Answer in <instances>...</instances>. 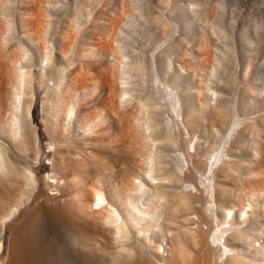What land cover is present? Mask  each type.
<instances>
[{
	"label": "bare ground",
	"instance_id": "bare-ground-1",
	"mask_svg": "<svg viewBox=\"0 0 264 264\" xmlns=\"http://www.w3.org/2000/svg\"><path fill=\"white\" fill-rule=\"evenodd\" d=\"M44 1L32 0L30 11L21 17L24 34L35 43L44 41L39 36L45 28L46 16L41 11ZM192 8L202 19L200 4L195 1ZM139 10L137 5L130 13L122 3L117 17H111L106 28L113 30L123 20L127 25L123 36L133 39L138 28L131 21L134 11ZM80 16L77 13L69 23V35L79 26ZM10 30V22L3 24L0 19V264H264V219L260 220L264 218V185L256 192L242 184L235 194L221 187L220 194L227 201L216 203L215 209L209 205L204 208L215 224L203 230L201 212L192 215L191 210L197 199L187 189L191 185L197 189L196 185L183 179L184 165L177 162L171 166L167 159L169 151L165 150L176 146V137L167 129L159 132L161 124L156 116L160 105L153 99L151 102L149 96L140 97V90L137 93L134 89L136 97L131 96L130 71H142L141 61H133L129 67L124 46L115 42L114 49L106 38L101 50L91 52V56L96 60L110 53L109 64L94 70L82 65L72 67L75 60L87 54L76 52L69 57L72 40L67 35L55 51L68 63H57L50 73L46 68L51 66L49 54L31 60L23 43L18 49L6 45ZM240 42L246 48L251 46L245 29ZM191 59L186 68L190 66L189 70L199 77L195 76L194 86L189 81L184 98L178 91L181 76L176 72L170 76L168 67L160 68L156 59L151 64L154 78L161 74L169 80L163 81V97L176 107L187 131H193L200 122L210 89L209 75L214 78L220 65L217 67L213 49L205 43L198 49L196 69H191ZM70 67L73 69L69 71ZM35 82L44 90L40 101L42 124L52 146L45 168L38 166L47 156L31 122ZM193 88L198 107L191 104ZM93 93L99 100L90 109ZM212 110V121L223 123L225 107L212 106ZM70 118L74 120L73 140L67 135ZM210 126L215 127L211 122ZM262 154L257 146L254 158ZM220 164L230 167L227 160L211 161L209 156L203 172L196 169V174L201 177L210 170L220 171ZM34 185L38 187L34 201L26 203ZM211 196L216 198V192ZM256 206L260 212L255 215ZM192 218H196L195 227ZM240 220L247 221V229L240 226ZM255 235L262 236L261 243L255 244ZM229 240H239L241 247L236 248ZM210 245L217 249L212 250Z\"/></svg>",
	"mask_w": 264,
	"mask_h": 264
},
{
	"label": "rangeland",
	"instance_id": "rangeland-1",
	"mask_svg": "<svg viewBox=\"0 0 264 264\" xmlns=\"http://www.w3.org/2000/svg\"><path fill=\"white\" fill-rule=\"evenodd\" d=\"M195 1L204 10L202 19L197 18L196 12L192 8ZM31 2L32 0H0L1 22L4 24L9 21L11 28L5 37L6 45L19 48L23 43L30 52L31 60L32 57L34 60H38L39 57L49 54L51 69L46 68L50 73L55 71L57 63L62 61L63 64L68 63L66 58L59 59L55 50L69 35L67 32L69 23H73L77 13L81 16L77 22L79 26L75 28L72 35H69L70 41L72 40V48L71 44L68 45L69 57H73L76 52L87 55L75 60L72 67L82 65L94 70L95 67L101 68L109 64L112 60L109 52V56L104 55L96 60L91 56V52L101 50V42L107 40L110 41L114 49H117V44L124 46L123 51L129 56L124 60H127L129 67L133 61H141L144 70L140 71L142 78H140V72L137 69L132 68L130 71V86L133 88L131 96L136 97L140 90V95L144 94V98L147 97V99L149 96L151 102L154 100L157 105H160L159 114L155 115L157 118L153 115V118H156L161 124L159 132L162 128L167 129L171 135L176 137L175 150H172L173 147H168L165 150L169 151L168 158H164L166 155L162 156L169 160L171 166L177 162L184 165L183 179L190 180L196 185L197 189L193 185L187 187L193 197L197 199L196 205L191 210L193 211L192 215H195V211L201 212L199 220L205 232L209 230L212 222L215 224V221H212L211 214L204 208L209 205L210 209H215L216 203L227 201L220 194L221 187H227L235 194L242 184L255 189L256 192L258 186L264 185V0H137V3L134 0H46L41 5V11L46 16L43 24L45 28L42 30L43 36L41 33L39 35L45 43L42 39H40L41 43H38L37 40L35 43L24 34L21 17L30 11ZM121 2L130 13H133L134 6H140V10L134 11L133 14L135 22L131 21L132 25H137L138 28L137 35L133 36V39L123 36V31L127 29L123 20H120L118 27L113 30L106 28L109 19L117 17L121 9ZM171 10L173 11L171 12ZM253 27L255 28L253 29ZM45 29L46 31H44ZM244 29L251 42V46L247 48L240 42V36ZM115 42L118 43L115 45ZM202 43L213 49V60L216 61L217 67L219 63L220 65L214 78L209 75L208 86L210 89L207 91L204 109L200 111L202 118L193 131H187L176 107H171L169 100L163 97V81L169 80L161 74H159V78H154L155 70H152L151 64L156 59L160 68L167 69L168 67L170 76L175 72L181 76V81L179 80L181 85L178 87V91L184 98L189 81H191L190 86H194L199 77V75H195L198 76L195 78L192 71L189 70L190 66L186 67L190 65V57H193L191 69L197 68L194 62H197L198 49ZM48 46L51 52H49ZM187 61H189L188 64ZM43 62L45 63V60ZM135 71L137 72L135 73ZM194 71L199 73L197 70ZM200 76L202 75L200 74ZM135 78L141 79L138 81L142 82V86L139 85L140 83L137 84L138 81ZM40 89L35 82L36 100L31 122L33 121V125L39 133L45 155L49 156L52 146L42 124L44 116L41 112L40 101L44 90ZM136 89L138 90L136 91ZM171 89L175 91L172 86ZM217 91H219L218 94L215 93ZM139 94L137 97L140 96ZM129 97L130 95H127L126 98ZM98 100L97 94H91L88 107L92 109ZM190 100L193 106H199L195 88L191 89ZM212 106L225 107L227 116L223 119V123L212 121ZM156 119L153 120L156 121ZM67 121H69V125H67L68 138L76 139L72 133L74 120L70 118ZM232 121L235 122L232 124L233 127L228 128ZM210 122L215 126L214 129L210 126ZM158 126L160 127L159 123ZM156 145L158 150L159 146L157 143ZM257 146L262 150L263 156L255 159L254 150ZM181 153L183 157H181ZM48 156L46 159H41L40 163L37 162L39 167L49 166L47 164L49 163ZM209 156H211V161L227 160L230 167L220 164V171L215 169L214 172H211L210 170L204 176H198L195 170L203 172ZM167 159L166 161H168ZM37 190L36 185L32 186L26 203L34 201ZM212 192H216V198L211 196ZM164 206L166 207V205H163V211H166ZM257 206L253 208L255 215L260 212ZM262 219L264 218L260 220ZM190 221L195 227L196 218H192ZM239 223L243 229H247V221L240 220ZM251 231L256 233L255 230ZM255 240V244L261 243L262 236L255 235ZM229 241L236 248L241 247L239 240ZM210 248L214 251L217 249L212 245Z\"/></svg>",
	"mask_w": 264,
	"mask_h": 264
}]
</instances>
